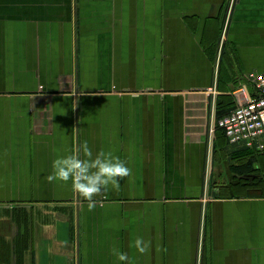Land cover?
Listing matches in <instances>:
<instances>
[{"label": "crops", "instance_id": "obj_1", "mask_svg": "<svg viewBox=\"0 0 264 264\" xmlns=\"http://www.w3.org/2000/svg\"><path fill=\"white\" fill-rule=\"evenodd\" d=\"M257 72L264 0H0V264H264V151L211 133ZM84 141L131 169L92 207Z\"/></svg>", "mask_w": 264, "mask_h": 264}, {"label": "clouds", "instance_id": "obj_2", "mask_svg": "<svg viewBox=\"0 0 264 264\" xmlns=\"http://www.w3.org/2000/svg\"><path fill=\"white\" fill-rule=\"evenodd\" d=\"M82 155L76 151L70 154L60 155L52 162V172L48 175L49 181L71 180V187L81 197L88 200L89 207H92L94 195L100 193L108 185L119 187L120 180L128 177L131 173L125 160L114 157L110 153L100 151L93 154L87 141L81 145ZM150 242L138 236L134 241L135 248L144 253ZM118 261L128 262L129 256L118 248L112 249Z\"/></svg>", "mask_w": 264, "mask_h": 264}, {"label": "built area", "instance_id": "obj_3", "mask_svg": "<svg viewBox=\"0 0 264 264\" xmlns=\"http://www.w3.org/2000/svg\"><path fill=\"white\" fill-rule=\"evenodd\" d=\"M249 85L233 90L234 109L216 120L211 133L222 129L232 149L264 151V72L248 76Z\"/></svg>", "mask_w": 264, "mask_h": 264}, {"label": "trees", "instance_id": "obj_4", "mask_svg": "<svg viewBox=\"0 0 264 264\" xmlns=\"http://www.w3.org/2000/svg\"><path fill=\"white\" fill-rule=\"evenodd\" d=\"M234 100L233 97L230 94H224L221 95L218 99H217V104H216V118L217 120H219L220 118H222L223 116L227 115L228 113H230L233 109H234ZM215 133H218L220 136L222 135L225 139V133L222 129H220L219 127L216 128ZM227 141V139H226ZM227 145L230 148V145L228 144L227 141ZM233 151H249L246 148H241L238 150H233ZM251 154H255V152L253 150H250ZM253 164L254 161L251 159L245 163H242L240 166H235L234 170H236L239 174H247L248 172H253L256 171L253 169ZM260 182L262 181V179H259Z\"/></svg>", "mask_w": 264, "mask_h": 264}, {"label": "water", "instance_id": "obj_5", "mask_svg": "<svg viewBox=\"0 0 264 264\" xmlns=\"http://www.w3.org/2000/svg\"><path fill=\"white\" fill-rule=\"evenodd\" d=\"M212 171H213V155L209 162V175L212 173Z\"/></svg>", "mask_w": 264, "mask_h": 264}, {"label": "rangeland", "instance_id": "obj_6", "mask_svg": "<svg viewBox=\"0 0 264 264\" xmlns=\"http://www.w3.org/2000/svg\"><path fill=\"white\" fill-rule=\"evenodd\" d=\"M229 182H231V181L228 180V179H224V180L221 181V183H224L223 185L228 184Z\"/></svg>", "mask_w": 264, "mask_h": 264}]
</instances>
